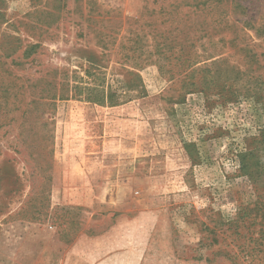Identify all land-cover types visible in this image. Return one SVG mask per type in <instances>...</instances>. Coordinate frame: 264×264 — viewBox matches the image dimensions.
Instances as JSON below:
<instances>
[{
  "label": "rangeland",
  "instance_id": "rangeland-1",
  "mask_svg": "<svg viewBox=\"0 0 264 264\" xmlns=\"http://www.w3.org/2000/svg\"><path fill=\"white\" fill-rule=\"evenodd\" d=\"M0 264H264V0H0Z\"/></svg>",
  "mask_w": 264,
  "mask_h": 264
}]
</instances>
